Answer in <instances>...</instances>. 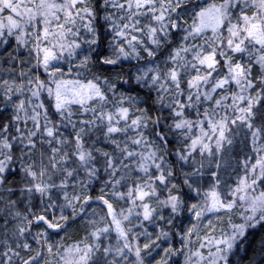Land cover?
Returning a JSON list of instances; mask_svg holds the SVG:
<instances>
[{
	"label": "snow or ice",
	"instance_id": "snow-or-ice-1",
	"mask_svg": "<svg viewBox=\"0 0 264 264\" xmlns=\"http://www.w3.org/2000/svg\"><path fill=\"white\" fill-rule=\"evenodd\" d=\"M237 136L243 177L202 192L197 157ZM262 184L264 0H0V264H260ZM86 218V239H53Z\"/></svg>",
	"mask_w": 264,
	"mask_h": 264
},
{
	"label": "trees",
	"instance_id": "trees-1",
	"mask_svg": "<svg viewBox=\"0 0 264 264\" xmlns=\"http://www.w3.org/2000/svg\"><path fill=\"white\" fill-rule=\"evenodd\" d=\"M133 63H135V62H133ZM61 66L64 67L65 69H67V67H68V65L63 61H61ZM126 67H127V65H126ZM73 72H75L74 68H73ZM42 78H45V77L42 76ZM68 78H74V77L69 76ZM8 115H9L8 112L3 113V116L5 118V122H6V118ZM192 118H195V116H193ZM245 144L246 143H244V144L242 143L241 148H243V145H245ZM237 145H240V143L238 142ZM177 146H179V145H177ZM172 159L175 160V157L173 156ZM197 159H204L205 167H204V169H202V171L204 172V176L200 180H202L205 183V187H204V189L201 188V191L206 192V191L210 190V189H208L207 184H210V183L213 184L215 179H219L220 182L223 180L222 169H221L223 167V164H222L223 160L221 158H219V156L213 157L212 160L211 159L207 160L206 157L205 158L197 157ZM209 161H212V163L210 164ZM216 163L220 164L219 168L215 167ZM238 163H239V160H237L235 163L233 162L230 165V167L232 165L238 164ZM179 167L180 166L178 165L177 166L178 179H182V177L179 176ZM184 170L189 171L190 170L189 166L184 165ZM212 172L217 173V176L215 178L211 175ZM134 175L135 174L133 173V176ZM98 192H99V189L96 188L95 191L93 192V195L98 194ZM191 202L195 203L196 201L193 200ZM93 209L95 210V212L98 215H103V209L100 206H98V204L94 203L92 205V208L89 209L90 215H91ZM189 215H190L189 213H185L180 218V220L177 221V225L180 227H187ZM70 225L71 226L68 228L66 233L61 231L60 234L55 235L53 237V239L55 241L60 242L64 246H70V245H72V244H74V243H76L82 239H86L88 237L89 225L87 223V218L85 220H81L79 222L70 221ZM112 236H113V239H112L111 243H115V233H113ZM262 236H264V229L258 230V232H254L251 236L248 237V241H249V243H251V248L249 249V252H248L249 256H256L257 258H259L257 255V252L259 249L260 238ZM253 241H254V243H252ZM104 243L107 244V243H109V241H104ZM173 245L176 247H180L178 237L173 240ZM185 251H186V249H185ZM241 255H244V253L242 252ZM97 256H99V254H97ZM182 257H183V255L173 257L172 260L170 261V264H181V262L183 261ZM149 260H150V257H149V259L146 257L145 264H147ZM244 264H247V261H245ZM260 264H264V260H261Z\"/></svg>",
	"mask_w": 264,
	"mask_h": 264
},
{
	"label": "rangeland",
	"instance_id": "rangeland-1",
	"mask_svg": "<svg viewBox=\"0 0 264 264\" xmlns=\"http://www.w3.org/2000/svg\"><path fill=\"white\" fill-rule=\"evenodd\" d=\"M238 142L240 143V145H237ZM242 143L243 144L246 143L245 145H243V148H241ZM252 154L253 153H252L250 142L248 140H245L242 136H237L234 139V142L231 148L219 155V158L223 160L222 162L223 167L221 168L223 180L220 182L219 186L217 187L218 191L228 192L231 188L236 187L237 183L244 175V169L242 167V163L246 156H251ZM212 158L213 157H206L207 160H210V159L212 160ZM237 160H239V163L234 164L230 167V165L233 162L235 163ZM207 186H208V189H211L212 183L207 184ZM200 187L202 189H204L205 187V183L202 180H200ZM259 191H264V184L258 186L257 192ZM238 203L242 204V202H238ZM243 211H244L243 207H237V208L232 209L231 212L229 213H225L224 211H221L220 213H216V214L209 213L205 217V222L207 221V219L211 218L213 220V226L215 227V232H213L211 228H205L202 226L199 232L200 237H202L203 241L206 242L208 238L205 235L206 232L209 235H216L219 233L220 230L229 231L230 230L229 218L231 217V220L233 222H241L242 217L240 214ZM217 217H219V219H217ZM199 243L200 242L197 241L194 237L190 247H193V250H196L199 248ZM199 250L203 251L205 255H207V249H199ZM185 253L187 254V249ZM147 258L149 259V257ZM182 258H183V261L181 262V264H184L185 256L183 255ZM150 260H151V257H150Z\"/></svg>",
	"mask_w": 264,
	"mask_h": 264
}]
</instances>
